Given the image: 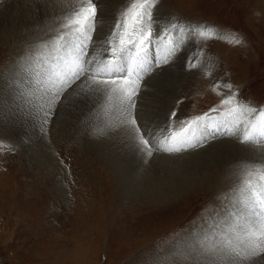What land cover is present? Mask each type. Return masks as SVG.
<instances>
[{
	"label": "rangeland",
	"instance_id": "1",
	"mask_svg": "<svg viewBox=\"0 0 264 264\" xmlns=\"http://www.w3.org/2000/svg\"><path fill=\"white\" fill-rule=\"evenodd\" d=\"M16 1L21 0H0V264H203V257L193 253L188 242L230 224L231 213L241 206L232 196L240 184L228 185V190L223 185L232 178L229 173L200 180L199 167L209 157L205 151L213 152L222 140L241 144L223 137L211 141L212 148H201L199 155L193 152L200 149L178 154L159 151L180 160L167 163L166 173L159 175L163 176L161 185L149 180L138 186L115 167L114 152H98L103 133L86 138L80 119L73 125L65 120L54 129L57 108L49 118L44 144L16 139L6 132L10 126L6 130L1 127L11 117L8 125L19 118L15 113L6 115L8 107L19 100L15 97L19 89L12 92L13 78L23 76L27 81L33 75L35 93L22 95L26 103L38 106V94L42 95L45 86L24 65L34 53H44L43 42L51 39L23 40L24 34L15 30L16 18L28 7L23 10L20 4H12ZM105 1L99 3L106 22L101 34H106L108 23L113 22L107 15L115 17L127 2ZM155 18L160 23L176 18L214 26L224 35L236 33L244 41L243 46L222 39L209 41L196 69H189L187 60L200 46L195 40L188 43L186 55H179L183 62L179 68L176 61L163 67L175 65L177 79L181 77L165 116L156 117V121L164 120V125L175 110L174 123L179 129L181 120L208 112L222 98L212 91L217 82L233 84L241 101L264 106V0H159ZM16 70L20 71L17 75ZM159 71L155 69L153 74ZM221 91L227 94L226 89ZM147 92L149 89L143 88L137 99L138 118V110L145 109ZM6 117H10L7 122ZM242 146L264 149V145ZM262 257L252 264H264Z\"/></svg>",
	"mask_w": 264,
	"mask_h": 264
},
{
	"label": "snow or ice",
	"instance_id": "2",
	"mask_svg": "<svg viewBox=\"0 0 264 264\" xmlns=\"http://www.w3.org/2000/svg\"><path fill=\"white\" fill-rule=\"evenodd\" d=\"M158 3L127 0L108 23L107 33L101 34L98 29L106 22L98 0H76L78 6L61 18L55 34L43 42L45 52L34 53L24 65L45 86L37 106L43 122L54 115L58 104L100 94L105 100L102 107L111 111L112 119L124 126L132 140L143 145L141 150L146 149L148 157L154 151L177 154L210 147L211 141L223 137L241 145H264V106L241 101L231 83L214 84L212 91L222 95L219 103L202 115L181 120L178 130L175 110L162 127L141 126L135 115L137 99L155 69L173 62L193 40L200 47L188 57L189 69L198 67L203 46L213 39L233 46L244 43L238 34L224 35L214 26L176 18L160 23L155 18ZM9 149L14 150L11 145ZM240 174L243 179L234 197L241 207L231 213V223L214 233L197 235L187 244L205 258L204 264H252L264 256V160L243 162Z\"/></svg>",
	"mask_w": 264,
	"mask_h": 264
},
{
	"label": "bare ground",
	"instance_id": "3",
	"mask_svg": "<svg viewBox=\"0 0 264 264\" xmlns=\"http://www.w3.org/2000/svg\"><path fill=\"white\" fill-rule=\"evenodd\" d=\"M27 1L28 0H21L12 3L20 4V7H24L23 10H26L25 8L28 7L27 11H25L22 16L19 15L16 18L19 23L16 24L15 30L18 31V29H20L19 31L24 34L23 36H21L23 40H26L28 38H31V40H37L38 37H41L40 40H42L43 38H51L55 34L56 27L61 22V18L65 16V14L70 13L75 7L78 6L76 4V0H29L26 4ZM105 2V0H99L100 4H104ZM108 15L107 17H111V19L114 21L115 14ZM98 32L102 33V28H100ZM186 53L187 48L185 47V49L181 53V56L186 55ZM178 57L179 58L177 60H174L176 61L174 64H177L176 66L179 68V66H181L183 62L180 61V56ZM174 66H169L167 69H162L161 71H159L161 73V75L159 76V72H157L153 74L152 77L146 79V88L149 89V92L145 94L146 96L144 98L145 109L140 108L137 112V114L139 113L138 116L141 118H139V121L142 127H161L163 125L162 123L164 120L162 122L160 121L161 119H158L159 121H156L155 118H161L165 114L164 112L167 111L166 108H168V104L170 103L171 99L174 98V91L181 77L179 76V79H177V76L179 75L177 74L178 69L173 70ZM16 72L18 73L20 71L16 70L14 73ZM13 79L16 80V82L12 83L13 85L11 84L13 86L12 92H18L19 89L20 94L18 92V94H16L15 96L17 97V99H19V102L17 101L16 104H13L14 106L8 107V109H10V112L8 111L6 115L10 114L13 116V113H15V116H18L19 118L15 119V123H13L12 121L11 125H8V123L12 119L11 117L10 121L8 123H3L1 127L4 126V129H8V127L10 126V129H8V131L6 132H9L10 135H13L16 139L21 138L22 142H33L36 140V142H42V144H44V135L48 130L50 117L48 118V122L44 123L42 113L39 112L38 107L35 106L34 108V106L29 104L31 103V101L26 103L27 101H25L26 99H24L28 92L33 91V93H35L36 91V85L34 83L33 75H29L27 81L24 80L23 76H21L20 78L14 77ZM176 80H178V82ZM22 94H25V96H23ZM14 95L15 94H11L10 96ZM10 96H7V98H10ZM40 97L41 96L38 94L39 101H41ZM5 104H7V102ZM104 104V97L100 94H97L96 97L89 96L87 99L82 101L79 98H76V102L74 104H71L70 106L65 105L64 109L63 105H60L61 107L58 105L59 107H56L57 114L54 120L53 127L55 129V127L60 123H65V120H67V123L68 121L72 122L73 125V121L75 119H80L86 138L90 139L92 136H95V134L103 133V136H100L101 138H99L102 142L101 147L99 146L100 148H98V152H100L101 155L115 153L114 158L118 160V162L115 164V167L118 166V168L124 170L125 173H127L128 179L133 178V182H135V184L138 186L140 183L142 184L144 181L148 182L149 180H152L155 185H161V181L159 180L163 176L159 177V175L164 172L166 173L167 163H169V161L171 160H173V162L175 163V159L178 157H167L164 155H160L155 151L152 157H148L146 155V149L143 151L141 150L143 149V145L139 144L138 140L134 141L131 139V134L125 132L124 126L120 125L118 121L112 119L111 111L102 107V105ZM56 108L54 110H56ZM8 118L10 117H6V122ZM62 119L64 120L62 121ZM116 126L117 128H115ZM34 135H37V137H35ZM213 148V152L205 151L206 155H208L209 157L207 159L205 158L206 160L203 163L201 162L202 165H200L199 167L198 172L201 171L200 175H202V178L200 177V180L208 178L212 174L215 175V173H221L223 176L225 172L229 173L232 178L228 179L223 184L225 185V189L228 185L231 186L232 184L234 185V183L240 184V179L243 178L240 174L243 162L264 160V149L245 147L237 144V142L231 139L222 140ZM201 150L202 149L193 153H198L199 155V152H202ZM190 154H192V152ZM190 154L187 155L190 156ZM233 170L234 172H232ZM234 191L232 196L234 195ZM193 253L197 254L195 251H193ZM262 258H264V256ZM204 259L205 258L203 257V261H201L203 262V264Z\"/></svg>",
	"mask_w": 264,
	"mask_h": 264
}]
</instances>
